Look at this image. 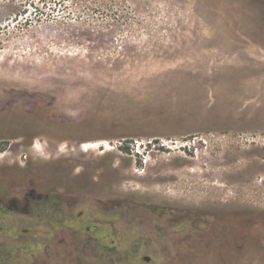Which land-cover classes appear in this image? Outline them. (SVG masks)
<instances>
[{"label": "rangeland", "instance_id": "374dc122", "mask_svg": "<svg viewBox=\"0 0 264 264\" xmlns=\"http://www.w3.org/2000/svg\"><path fill=\"white\" fill-rule=\"evenodd\" d=\"M260 20L264 0H0V181L71 159L127 192L226 189L259 241L238 264H264V226L246 225L264 212ZM8 124L27 136L4 140Z\"/></svg>", "mask_w": 264, "mask_h": 264}, {"label": "flooded vegetation", "instance_id": "af4514ba", "mask_svg": "<svg viewBox=\"0 0 264 264\" xmlns=\"http://www.w3.org/2000/svg\"><path fill=\"white\" fill-rule=\"evenodd\" d=\"M8 125L4 140L27 136ZM64 161L48 177L32 162L18 180L0 181V264H238V252L259 242L237 234V195L226 189L177 201L124 191L118 171L103 165ZM247 217L264 226V212Z\"/></svg>", "mask_w": 264, "mask_h": 264}, {"label": "bare ground", "instance_id": "6f19581e", "mask_svg": "<svg viewBox=\"0 0 264 264\" xmlns=\"http://www.w3.org/2000/svg\"><path fill=\"white\" fill-rule=\"evenodd\" d=\"M8 82L10 83V81H7V80H6V82L0 80V85H6V84H8ZM155 181H158V178L156 176H153V178L152 177L150 178V182H155ZM159 182H163V181L160 180Z\"/></svg>", "mask_w": 264, "mask_h": 264}]
</instances>
